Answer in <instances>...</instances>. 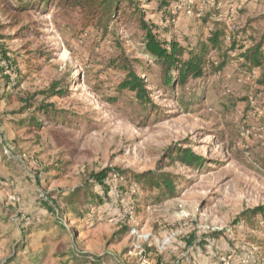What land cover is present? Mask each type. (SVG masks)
Wrapping results in <instances>:
<instances>
[{"label":"rangeland","instance_id":"374dc122","mask_svg":"<svg viewBox=\"0 0 264 264\" xmlns=\"http://www.w3.org/2000/svg\"><path fill=\"white\" fill-rule=\"evenodd\" d=\"M18 1L0 0V264H264V0H124L105 31L53 3L16 22ZM141 17L186 49L221 29L202 74L162 86ZM150 172L173 192L132 178Z\"/></svg>","mask_w":264,"mask_h":264},{"label":"trees","instance_id":"16d2710c","mask_svg":"<svg viewBox=\"0 0 264 264\" xmlns=\"http://www.w3.org/2000/svg\"><path fill=\"white\" fill-rule=\"evenodd\" d=\"M122 1L124 0H19L14 7L16 13H14L12 17L15 18L16 22H19L18 14L20 12L29 9L33 5L37 6L38 3H40V6L43 4L42 7L53 3L57 7L76 11L83 24L100 27L105 31L107 23L116 16ZM164 2V0H160V5ZM216 22L217 21L214 22V25L218 24ZM139 24L147 37L146 43L151 50V56L161 68L160 82L164 87L173 85L174 81L176 83L184 84L190 77L200 76L205 65V57L203 54L208 50V47L216 49L219 46L218 38L222 32L219 28L212 29L211 33L206 38L207 43L198 41L197 46L192 49H186L185 46L180 45L174 39L167 40L165 38H160L154 33L155 26L146 23L142 17L139 20ZM257 48H259V46H257ZM257 48L251 51L249 55L251 63H257L258 60H261ZM184 53H187L186 57H183ZM120 58L121 67L126 72L125 77L121 82L122 89H128L133 92L135 98L141 104L149 103L150 100L144 81L138 76L132 65L129 64L123 55ZM10 59L11 57L7 52L1 51L0 64H4L5 62L9 63ZM173 71H175V73H172ZM6 80H10V77L6 76ZM0 97H7V95L4 94ZM178 160L184 165H191L194 167L201 164V159L199 157H194L190 151L185 150L179 154ZM110 171L111 169L105 168L92 176V182L99 185L104 196H107V192L109 191V185L106 182V178ZM112 171L118 173V176L126 173L119 169H112ZM132 178L137 184L158 187L163 194L172 193L174 190L173 179L169 178V175L166 173H161L159 176H155L153 172H150L148 176L145 173L133 174ZM87 203L100 206L104 203V198L96 194L94 199L87 202L84 194L83 204L81 203L80 206H86ZM64 204L66 206L65 213L73 214L75 218H85L87 214L90 213L88 210L85 211L79 209V207H75L76 204H78L77 197L65 198ZM46 206L49 211L52 210L50 205L47 204ZM253 212H259L262 214L263 208L258 206ZM62 252L63 251H59L58 254H61ZM66 254H69L73 260L78 259L73 257L76 255L73 250H67Z\"/></svg>","mask_w":264,"mask_h":264}]
</instances>
